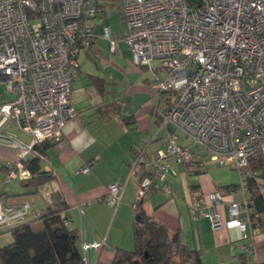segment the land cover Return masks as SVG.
Segmentation results:
<instances>
[{"label": "built area", "instance_id": "1", "mask_svg": "<svg viewBox=\"0 0 264 264\" xmlns=\"http://www.w3.org/2000/svg\"><path fill=\"white\" fill-rule=\"evenodd\" d=\"M119 11L128 26L123 40L132 62L160 61L164 77H156L155 91L171 95L159 125L165 147L153 155L141 149L129 163L138 199L149 198L156 182L177 174L172 158L188 172L208 162L239 170V189L246 192L248 179L264 172V0H121ZM103 12L100 0H0V82L12 93L0 103V141L12 123L34 141L6 138L18 157L6 162L4 183L32 176L23 161L44 159L36 145L51 140L65 146L64 126L78 115L73 99L78 56L92 47ZM102 25L115 52L122 39L111 35L108 23ZM195 146L204 152H195ZM257 153L263 156L261 169L252 171ZM90 171L89 165L80 169ZM123 192V184H111L105 200L117 207ZM260 192L264 195V183ZM225 202V193L215 190L194 199L190 211L194 219L208 217L214 230L237 227L248 238L249 197L228 201L229 219L219 210ZM32 215L30 202L0 195V233ZM102 245L88 242L82 248L85 253Z\"/></svg>", "mask_w": 264, "mask_h": 264}, {"label": "crops", "instance_id": "2", "mask_svg": "<svg viewBox=\"0 0 264 264\" xmlns=\"http://www.w3.org/2000/svg\"><path fill=\"white\" fill-rule=\"evenodd\" d=\"M109 1L119 3L100 0L104 12L97 18L94 43L84 52L82 60L79 59L81 52L78 56L80 69L73 82L78 115L64 126L66 144L61 148L52 143L41 161L42 169L56 177L44 195L17 184L13 185V191V186L3 181L6 162L18 157V150L6 138L12 136L17 142L31 145L32 135L12 123L3 129L5 140L0 141V195L17 203L30 202L33 219L50 200V187L60 189L70 206L66 212L69 227L79 231L80 247L88 242L103 243L85 252L87 264H95L99 257L110 263L115 248L134 245L133 205L138 200V179L129 177V163L136 152L146 147L149 155L155 154L160 143L154 144L150 138L160 139L164 135L159 131L164 96L155 91L156 75L161 76L162 72L159 63L135 65L125 42L127 54L117 48L115 52L119 55L110 58L98 46L100 40L108 41L102 36V24L116 15L110 11ZM11 94L0 92V103L11 99ZM171 162L177 174L170 175L164 184L156 182L155 192L143 200L146 213L171 231H178L182 242L191 249L202 251L204 264L264 263V231L250 228L251 235L243 238L239 228L214 230L208 217L194 219L190 211L194 199L220 190L227 202L219 210L229 219L228 201H239L250 195L249 190L239 189L240 176L236 169L208 162L206 168L188 172L185 165L173 159ZM85 165L91 167L89 173L80 172ZM114 183L124 185L122 202L117 207L105 200L109 186ZM235 185L236 189L226 188ZM0 234L5 244L13 240L11 234Z\"/></svg>", "mask_w": 264, "mask_h": 264}, {"label": "trees", "instance_id": "3", "mask_svg": "<svg viewBox=\"0 0 264 264\" xmlns=\"http://www.w3.org/2000/svg\"><path fill=\"white\" fill-rule=\"evenodd\" d=\"M163 96L166 107L171 95L166 93ZM52 143L46 140L36 147L45 156ZM262 160L263 156L257 153L250 160V169L260 171ZM41 161L38 156L23 161L32 176L22 184L25 188H33L34 193L44 195V190L56 177L42 169ZM263 183L264 172L258 177H250L247 183L251 202L248 212L253 231H264V195L260 192ZM50 188V200L33 219L1 232L11 234L13 240L0 247V264H87L79 243V231L67 223L66 212L70 206L60 189ZM143 204L144 201L138 199L133 205L134 248L117 247L110 263L99 257L95 264H204L202 251L191 249L182 242L178 231H171L164 223L148 215Z\"/></svg>", "mask_w": 264, "mask_h": 264}, {"label": "rangeland", "instance_id": "4", "mask_svg": "<svg viewBox=\"0 0 264 264\" xmlns=\"http://www.w3.org/2000/svg\"><path fill=\"white\" fill-rule=\"evenodd\" d=\"M118 4H117V2H115L114 3V1H109V9H110V11H112V12H116V15L115 16H113V17H110V19H109V22H108V27H109V29H110V32H111V35L113 36V37H116V38H119V39H122L121 41H120V43H119V46H118V48H119V50L124 54V53H126V49H127V43L125 42V40H123V38L125 37V33L128 31V26H127V23H126V21H125V19H123L122 17V14L120 13V11H119V7H118V5L120 4V2H121V0H118ZM108 40V39H107ZM126 44H125V43ZM98 46L100 47V49L107 55V56H109V58L110 57H114V56H118L119 54H117L116 52H113L112 50H111V48H109V46H110V42H109V40L108 41H105V40H100L99 42H98ZM111 50V51H110ZM86 51H88V49H82L81 50V55L79 56V59L80 60H82V56L84 55V54H86V53H84V52H86ZM127 54V53H126ZM154 61H157L158 63H159V65H160V61H158V60H154ZM153 61V62H154ZM152 62V63H153ZM159 75H156V77H158ZM161 76L162 77H164V75H163V72H161ZM0 92L2 93V94H5L6 92H7V90H6V87H5V85L4 84H2L1 82H0ZM12 95V94H11ZM150 140L151 141H153V143L154 144H157V143H160L159 144V146L156 148V149H161V148H164L165 147V138L163 137V138H160V139H156V137H153V138H150ZM193 150L196 152V151H198V152H200V153H203L204 151H203V149L200 147V146H195V147H193ZM207 158V161H208V159L210 158V157H206ZM173 159V158H172ZM174 160V159H173ZM218 165V164H217ZM182 166L184 167V164H182ZM220 166V165H219ZM225 167H229V166H225ZM229 168H231V167H229ZM236 172L239 174V176H240V173H239V170H236ZM10 184V186H13V185H16L17 187H23L24 188V186H23V184H22V182H19V181H14V182H11V183H9ZM14 186L11 188V189H13V191H14ZM109 226L107 227V230H109ZM9 234V233H8ZM4 240H5V238L2 236L1 238H0V245H4L5 243H4ZM134 246V245H133ZM132 246V248H126V249H133L134 247Z\"/></svg>", "mask_w": 264, "mask_h": 264}]
</instances>
